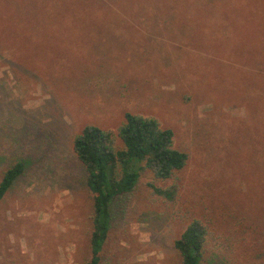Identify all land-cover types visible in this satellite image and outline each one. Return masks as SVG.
<instances>
[{
    "label": "rangeland",
    "instance_id": "1",
    "mask_svg": "<svg viewBox=\"0 0 264 264\" xmlns=\"http://www.w3.org/2000/svg\"><path fill=\"white\" fill-rule=\"evenodd\" d=\"M126 112L188 158L113 200L99 264H178L193 220L211 232L200 264H264V0H0V178L24 164L0 200V264H86L73 139Z\"/></svg>",
    "mask_w": 264,
    "mask_h": 264
},
{
    "label": "trees",
    "instance_id": "2",
    "mask_svg": "<svg viewBox=\"0 0 264 264\" xmlns=\"http://www.w3.org/2000/svg\"><path fill=\"white\" fill-rule=\"evenodd\" d=\"M119 139L120 145L117 144ZM72 149L84 167L85 183L93 202L89 239L91 256L86 264H99L108 235L110 207L115 198L130 193L144 169L155 179L166 180L186 164L185 151L173 147V131L160 126L157 119L126 112L116 131L86 125L75 136ZM24 164L17 160L0 178V200L23 173ZM171 196L172 190H156ZM211 232L207 225L193 220L174 240L178 264H200L207 252Z\"/></svg>",
    "mask_w": 264,
    "mask_h": 264
}]
</instances>
